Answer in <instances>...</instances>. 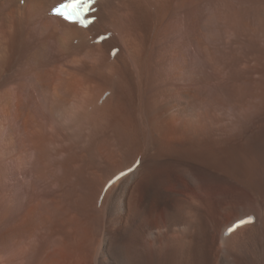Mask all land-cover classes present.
Instances as JSON below:
<instances>
[{
  "label": "rangeland",
  "instance_id": "obj_1",
  "mask_svg": "<svg viewBox=\"0 0 264 264\" xmlns=\"http://www.w3.org/2000/svg\"><path fill=\"white\" fill-rule=\"evenodd\" d=\"M116 1L108 8L100 6L96 13L99 20L95 29L97 36L110 33L108 40L87 47L82 45L89 36L78 35L72 40L62 42L59 48L64 59L69 55L89 56V62L79 64L66 62L63 63V67L76 69L84 66L82 69L89 70L88 76L98 83L91 84V87L86 82L79 84L81 87H86L83 90L85 93L83 96L86 98L82 114L78 116L79 119L81 117L80 121L77 118L76 124L73 123L74 125L64 129L53 119L54 123L49 120L43 127L45 132L56 130L52 141L49 139L50 144L46 142L44 149L47 151L45 161L51 164L49 171L44 172V179L41 180L44 182L40 181L38 188L33 189L34 186L27 188L22 183L20 186L22 190L18 191L12 210L6 206L8 200L3 199L0 192V209L2 208L0 213L3 215L0 214V244H2L0 264H106L100 247L111 230H109V204H107L109 203L107 193H110V188L106 192L103 190V180L106 178L108 180V176L118 168L122 169L127 163L133 165L137 158L141 159V165L146 161L147 171L145 170L138 179V191L128 198L130 201H126L123 214L125 225L119 227L120 237L124 238L127 246L125 249L128 251L126 253L129 261L126 264H264V168L262 167L261 170V166L256 165L255 158L253 160L259 143L257 137L264 136V21H262L264 0H165L164 2L154 0L151 3L152 12L148 10L150 6L140 4L143 0ZM162 2L166 3V6L165 4L160 6ZM163 6L165 9L160 12L163 16H160L157 12L162 10ZM138 9L143 12L144 18ZM136 15H139V18L142 16V20ZM157 15L160 16L159 19ZM210 17L216 20L218 18V22ZM149 19L151 23L148 22ZM171 20L174 23L168 30ZM205 21L207 25H204ZM147 22L149 26L146 25ZM135 24L138 29L133 28ZM258 26L262 28L259 32H257ZM17 29L11 31V36L5 41L7 45H13L16 36L25 34L29 28L25 24L22 27L18 26ZM135 38L139 39L138 42ZM130 39L132 43L136 40L137 43L132 44L135 47H132ZM75 40L81 42L82 50L79 52L69 48ZM124 42L125 45L130 42L129 45L133 50L135 49L133 51L129 47L132 51L131 55V51L127 49L129 45L125 48ZM24 46L25 42L19 41V49L10 48L9 54H4L0 66V75H2L0 85L6 81L8 75H15L20 59L16 57V52ZM173 46L175 50L172 49ZM116 48H119L120 54L117 53L111 58L110 52ZM184 50L186 52L182 55ZM128 52L130 59L124 55ZM93 53L95 58L92 56ZM133 53V56L138 53L136 59L132 56ZM184 57L186 58L182 59ZM117 58L118 61H115ZM133 58L140 67L132 66ZM124 63L128 65L125 66ZM112 64L114 67L111 66ZM42 66L44 68L45 65ZM109 66L110 69L113 68L111 71ZM41 67L39 66L38 69L41 70ZM105 68L109 69L108 72ZM118 68L124 71H118ZM184 69L187 72H184ZM178 71L184 72L182 74L186 82L174 76ZM192 74L197 75V77L192 76L196 83L193 80L190 83ZM204 75L207 79L203 77ZM105 76L108 82L106 79L104 81ZM177 85H186L188 87L186 91L190 92H195L196 86L200 87L202 96L208 98L199 107L201 121L199 120V123L190 130H185L186 132L181 131L179 125L167 121L166 117L165 120L164 114L163 116L158 114L159 107L163 105L160 101L161 96L167 91L171 92L169 91L171 86ZM201 85L205 88L203 89ZM89 88L91 90H88ZM189 99L188 103L191 102V98ZM88 106L89 112H87ZM48 135L45 137L48 138ZM57 138H60L59 141ZM52 143H55L54 146ZM71 157L74 164H77L76 170H71L73 164L64 162ZM140 164L138 167L141 166ZM29 176L31 173L28 174ZM195 180L202 181V184L195 187ZM146 182L158 189L162 201L161 199L150 201L144 197L143 184L146 185ZM167 192L175 193V196L169 197ZM34 197L41 200L43 208L36 205ZM182 199H187L188 209L192 205L193 209L190 208L192 216L189 210V217L184 215L187 211L186 207L180 216L177 215L178 202ZM59 207L63 208L60 210ZM135 207L141 212L146 210L144 217H138L139 209L136 210ZM249 217L255 220L252 224L238 228L230 234L231 236L227 235L228 228L236 220L241 222ZM129 225L137 228V232L129 233ZM134 235H136L135 239ZM246 244L247 246H244Z\"/></svg>",
  "mask_w": 264,
  "mask_h": 264
},
{
  "label": "bare ground",
  "instance_id": "obj_2",
  "mask_svg": "<svg viewBox=\"0 0 264 264\" xmlns=\"http://www.w3.org/2000/svg\"><path fill=\"white\" fill-rule=\"evenodd\" d=\"M64 0H57L56 3L53 2V0H0V66L2 64L3 61V56L4 54L8 53V50L10 48H15V49H19V41L25 42V46L23 47V49H21L20 51L16 52V57H20L19 59V63L16 66V71H15V75L13 76H9L8 73V78L6 79V81L4 83H2L0 85V192L3 195V199L8 200L6 201L7 203V207L11 208L13 207L14 204L13 201H15V199L18 197V191L22 190L20 189L21 184L23 183V185L25 187H32L33 188H38L37 186L40 185V181L42 179H44L43 175L45 171H49V169L51 168V164L49 162V164L46 163L45 161V156L47 154V151H45V147H46V142H50V140L52 141L54 134L56 132V130H51V132H45L43 129V127L46 125V123L49 120L53 119L54 121H58V123H60L64 129L65 128H69L71 125H74L73 123H75V120L77 121L79 118L78 116L80 114H82V110H83V105H84V100H85V93L83 92V90L86 88L79 86V84H84L83 82H86V84L91 87V84H96L98 83L95 79L90 78L88 76V71L84 68H76V69H67L63 67V63H71V64H79L82 62H89L90 57L89 56H79V55H69L66 59L61 57V54L59 52V48L62 44V42L64 41H68V40H72L73 38L77 37L78 35H87L88 32H91L93 30L96 29L97 27V23H98V19L97 21H95L94 25L87 31L82 30L80 28H78L76 25H67L64 21H62L60 18L54 17L53 15L50 14V11L52 10V8H54V6H56L57 4H59L60 2H62ZM118 1V0H117ZM116 1V2H117ZM159 2L161 0H158ZM163 2L165 0H162ZM167 1V0H166ZM115 0H100V2L98 3V6H102L103 8L105 7H109L111 5V3H114ZM158 2V3H159ZM161 3L160 6H162L163 4L166 3ZM172 2V1H171ZM119 3V2H118ZM134 3V1H133ZM157 2H155L156 4ZM117 4V3H116ZM115 5V4H114ZM112 5V6H114ZM142 5V4H141ZM157 5V4H156ZM159 5V4H158ZM169 7V6H168ZM140 8V7H139ZM142 8V7H141ZM162 10L160 8H158V10L160 9L159 13L160 16H163L160 12L163 11V9H165V7H161ZM224 8V7H223ZM222 8V9H223ZM136 9V8H135ZM218 9V8H217ZM216 9V10H217ZM141 10V9H140ZM147 10V8H146ZM229 10V9H228ZM227 10V11H228ZM236 10V9H235ZM260 10V9H259ZM262 10V9H261ZM139 11V9H138ZM144 11V10H143ZM166 10H164L165 12ZM171 11V9H170ZM232 11V10H231ZM263 11V10H262ZM132 12H134L132 10ZM140 14L143 15L142 11ZM256 12V11H255ZM254 12V14H255ZM260 12V11H259ZM257 11V13H259ZM145 13H148L145 11ZM168 12H166L167 14ZM174 13V12H173ZM228 13V12H227ZM233 13V11H232ZM242 13V12H241ZM154 14V13H153ZM152 14V15H153ZM172 14V12H171ZM221 14V13H220ZM224 14V12H223ZM222 14V16H223ZM244 14V13H243ZM262 14V13H261ZM264 14V13H263ZM134 15V14H133ZM159 15L158 19H159ZM165 15V13H164ZM173 15V14H172ZM215 15V14H214ZM239 15V14H238ZM248 15V14H247ZM257 15V14H256ZM21 16V17H20ZM96 16V14H95ZM139 15H136V17ZM156 16V17H157ZM221 16V15H220ZM226 16V14H225ZM235 16V15H234ZM237 16V15H236ZM241 16V15H240ZM255 16V15H254ZM145 17V15H143V18ZM153 17V16H152ZM166 17V16H165ZM171 17V16H170ZM174 17V15H173ZM219 17V16H217ZM231 17V16H230ZM142 18V16L139 18V20ZM155 18V15H154ZM163 19V17H161ZM250 18V17H249ZM254 18V17H253ZM256 18V17H255ZM262 16L260 17L261 20ZM136 19V18H135ZM151 19V17H150ZM150 19L148 20V22L150 21ZM210 19H213L214 21L216 19H214L213 17ZM209 22L211 23L212 21ZM221 19V18H220ZM224 19V18H223ZM226 19V18H225ZM236 19V18H235ZM244 19V18H242ZM241 19V20H242ZM17 20V21H16ZM112 20V19H111ZM129 20V19H128ZM142 20V19H141ZM152 20V19H151ZM154 20V19H153ZM161 20V19H160ZM176 20V18H174V21ZM207 20V19H205ZM218 20V18H217ZM216 20V21H217ZM238 20V18H237ZM251 20V19H250ZM249 20V21H250ZM125 21V20H124ZM127 21V20H126ZM131 21V20H130ZM129 21V22H130ZM162 21V20H161ZM173 20L170 21V25L167 27L168 30H170L172 27V23H174ZM213 21V22H214ZM223 21V20H222ZM220 21V22H222ZM236 21V20H235ZM247 21V20H245ZM255 21V20H254ZM262 21H264V19L262 18ZM142 22V21H141ZM148 22L146 25H148ZM153 22V21H152ZM165 22V21H164ZM177 22V21H175ZM208 22V21H207ZM218 22V21H217ZM116 23V22H115ZM151 23V21H150ZM206 23V21H205ZM234 23V22H233ZM253 23V22H252ZM28 25V31L25 34L16 36L13 45H7L5 43V41L7 40L8 37H10L11 35V31L18 30V26L22 27L24 25ZM124 24V23H123ZM127 24V23H125ZM229 24V22H228ZM255 24V23H254ZM117 25V24H116ZM114 25V26H116ZM137 24H135V27L133 28H137L136 27ZM141 25V24H140ZM204 25H207L204 24ZM211 25V24H210ZM264 25V24H263ZM126 26V25H125ZM149 26V25H148ZM164 26V25H163ZM212 26V25H211ZM214 26V25H213ZM219 26V25H218ZM257 26V25H256ZM261 26V25H260ZM260 26H258V31L260 30ZM122 27V26H121ZM127 27V26H126ZM142 27V25H141ZM248 27V26H247ZM253 27V26H252ZM113 28V27H112ZM124 28V27H122ZM164 28V27H163ZM199 28V27H198ZM219 28V27H218ZM138 29V28H137ZM136 29V31H138ZM147 29V28H145ZM162 29V28H161ZM196 29V28H195ZM207 29H209V26L207 27ZM220 29V28H219ZM254 29V28H253ZM262 29V28H261ZM22 30V29H21ZM27 30V29H26ZM112 30V29H111ZM114 30V29H113ZM141 30V28H140ZM139 30V32H140ZM151 30V29H150ZM191 30V29H190ZM215 30V29H214ZM255 30V29H254ZM125 31V28H124ZM123 31V32H124ZM145 31V30H144ZM160 31V29H159ZM223 31V30H222ZM245 31V30H244ZM143 32V31H142ZM147 32V31H146ZM151 32V31H150ZM161 32V31H160ZM212 32V31H211ZM225 32V31H224ZM18 33V32H17ZM119 33V32H118ZM135 33V32H133ZM141 33V32H140ZM144 33V32H143ZM142 33V34H143ZM158 33V32H157ZM203 33V32H202ZM252 33V32H251ZM125 34V33H124ZM141 34V36H142ZM145 34V33H144ZM206 34V33H205ZM113 35V34H112ZM133 36L135 34H132ZM202 35V34H201ZM249 35V34H248ZM260 34H258L259 37ZM117 36V35H116ZM124 37V35H121ZM140 36V35H139ZM158 36V35H157ZM191 36V35H190ZM228 36V35H227ZM243 36V35H242ZM251 36V35H250ZM120 37V36H118ZM121 37V38H123ZM138 37V36H137ZM213 37V36H212ZM215 37V36H214ZM235 37V36H234ZM249 37V36H248ZM255 37V36H254ZM257 37V38H258ZM133 38V37H132ZM139 38V37H138ZM237 38V37H235ZM23 39V40H20ZM120 39V38H117ZM129 39V38H128ZM127 39V40H128ZM136 39V38H135ZM134 39V40H135ZM125 40V39H124ZM137 42L139 39H136ZM135 40V41H136ZM183 40V39H182ZM191 40V39H190ZM228 40V39H227ZM233 40V39H232ZM246 40V39H245ZM116 41V40H115ZM121 41V40H119ZM131 41V39H130ZM135 41L133 42L134 44ZM123 42V41H122ZM211 42V41H210ZM224 42V41H223ZM253 42V40H252ZM256 42V41H255ZM111 43V41H110ZM121 43V42H120ZM128 42H126L127 44ZM131 41V45L133 44ZM185 43V42H184ZM203 43V42H202ZM201 43V44H202ZM12 44V43H11ZM114 44V43H113ZM130 42L127 44L129 45ZM177 44V43H176ZM174 42V45H176ZM200 44V43H199ZM248 44V43H247ZM112 45V44H111ZM122 45V43H121ZM125 45V42L124 44ZM127 45H125V48L127 47ZM131 45H129L127 47V49H129V47H131ZM113 46V45H112ZM177 46V45H176ZM206 46V45H205ZM208 46V45H207ZM246 46V45H245ZM111 47V46H110ZM121 47V46H120ZM124 47V46H123ZM132 47H135V45H132ZM131 47V48H132ZM180 47V45H179ZM96 48V47H95ZM114 48V47H113ZM137 48V45H136ZM189 48V47H188ZM106 49V48H105ZM104 49V50H105ZM173 50H175L174 46L172 48ZM183 48H180V50H182ZM227 49V48H226ZM68 50V49H67ZM103 50V51H104ZM122 50V49H121ZM126 50V49H124ZM133 50V48H132ZM135 50V49H134ZM133 50V51H134ZM170 50V51H173ZM188 50V49H187ZM194 50V49H193ZM202 50V48H201ZM235 50V49H234ZM233 50V51H234ZM238 50V49H237ZM244 50V49H243ZM110 51V50H109ZM131 50L129 49V52ZM177 51V50H176ZM200 51V50H199ZM219 51V50H218ZM96 52V51H93ZM128 53H124V55H129ZM186 51L184 50V52L182 53V55L185 53ZM242 52V51H241ZM249 52V51H248ZM103 53V52H102ZM111 53V52H110ZM132 51L130 52L131 55ZM175 53V52H174ZM188 53V52H187ZM208 53V52H207ZM251 53V52H250ZM9 54V53H8ZM120 54V53H119ZM138 54V53H137ZM136 54V55H137ZM94 53H93V58L94 57ZM127 55V56H128ZM129 55V56H130ZM134 55V53L132 54V56ZM135 55V56H136ZM174 55V54H173ZM181 55V54H180ZM203 55V54H202ZM226 55V54H225ZM231 55V54H230ZM235 55V54H234ZM250 55V54H249ZM252 55V54H251ZM6 56V55H5ZM9 56V55H7ZM63 56V55H62ZM108 56V55H107ZM128 56V59H130ZM131 56V57H132ZM133 56V57H135ZM178 56V55H177ZM185 56V55H184ZM191 56V55H189ZM223 56V55H222ZM242 56V55H240ZM246 56V55H245ZM254 56V55H253ZM13 57V56H12ZM104 57V56H103ZM118 57V56H117ZM123 58H125L124 56H122ZM175 57V56H174ZM183 57V56H181ZM209 57V56H208ZM226 57V56H225ZM10 58V57H9ZM120 58V57H119ZM186 57L182 58L185 59ZM189 58V57H187ZM107 59V58H106ZM132 59V58H131ZM136 59V57H135ZM194 59V58H193ZM199 59V58H198ZM240 59V58H239ZM247 59V58H246ZM16 60V58H15ZM96 60V59H95ZM134 60V58H133ZM195 60V59H194ZM206 60V59H205ZM253 60V59H250ZM258 60V59H257ZM17 61V60H16ZM107 61V60H106ZM118 61V58L117 60ZM122 63V59L120 60ZM158 61V60H157ZM185 62V60H183ZM191 61V60H190ZM234 61V60H233ZM247 61V60H246ZM95 62V61H94ZM131 62V61H129ZM128 62V64H129ZM178 62V61H177ZM203 62V61H202ZM6 63V62H5ZM103 63V62H102ZM107 63V62H106ZM120 63V64H121ZM134 64L131 65L132 66H136V60H134L133 62ZM181 63V62H180ZM207 63V62H206ZM248 63V62H247ZM125 64V63H124ZM127 64V63H126ZM125 64V66H126ZM127 64V65H128ZM202 64V63H201ZM205 64V63H204ZM5 65V64H4ZM3 65V66H4ZM45 65L44 68H42ZM114 64H112L111 66H113ZM118 65V64H116ZM123 66V63L121 64ZM140 64H138L136 66V68L139 66ZM185 65V64H184ZM245 65V64H244ZM247 65V64H246ZM6 66V65H5ZM41 67L42 69L39 70L38 67ZM76 66V65H75ZM120 66V67H122ZM179 66V65H178ZM181 67H183V65L180 64ZM194 66V65H193ZM215 66V65H214ZM106 67V66H105ZM130 67V66H129ZM140 67V66H139ZM180 67V68H181ZM239 67V66H238ZM243 67V66H242ZM98 68V67H95ZM111 67L109 66V69ZM123 68V67H122ZM125 68V67H124ZM128 68V67H127ZM131 68V67H130ZM130 68L128 69V71L130 70ZM135 68V69H136ZM179 68V67H178ZM187 68V67H186ZM193 68V67H192ZM203 68V67H201ZM236 68V67H235ZM101 69V68H99ZM106 69V68H105ZM104 69V70H105ZM106 69V72H108ZM113 69V68H112ZM110 69V71L112 70ZM120 68H118V71H122L123 69L119 70ZM183 69V68H182ZM188 69V68H187ZM2 70V69H1ZM94 70V69H93ZM96 70V69H95ZM179 70V69H178ZM181 70V69H180ZM8 71V70H7ZM124 71V70H123ZM126 71V70H125ZM132 71V68H131ZM136 71V70H133ZM173 71V70H172ZM176 71V69H175ZM183 71V70H182ZM186 70L184 69V72ZM190 71V70H189ZM192 71V70H191ZM195 71V70H194ZM199 71V70H198ZM104 72V71H103ZM177 72V71H176ZM182 72V73H184ZM187 72V71H186ZM193 72V71H192ZM219 72V70H218ZM6 73V72H5ZM99 73V72H98ZM126 73V72H125ZM181 72L178 71L177 75H174V73H172L174 76H177L178 79L182 82H186L187 80L183 77L184 74H182ZM108 74V73H107ZM105 73V75H107ZM131 74V73H128ZM133 74V72H132ZM188 74V73H187ZM191 74V73H190ZM200 74V73H198ZM258 74V73H257ZM103 75V74H102ZM124 75V74H123ZM189 75V74H188ZM186 75V76H188ZM195 74L191 75V79L190 83L193 81H195L194 79H192V76ZM2 76V75H0ZM97 76V75H96ZM197 77V75H195ZM94 77V76H93ZM107 76H105L104 81L108 78H106ZM111 77V76H110ZM170 77V76H169ZM195 77V78H196ZM205 77V75L203 76ZM207 77V76H206ZM205 77V78H206ZM262 77V76H261ZM1 78V77H0ZM5 78V77H4ZM97 78V77H96ZM172 78V77H171ZM194 78V77H193ZM219 78V77H218ZM98 79V78H97ZM102 79V78H101ZM173 79V78H172ZM176 79V78H174ZM207 79V78H206ZM239 79V78H238ZM100 80V79H99ZM169 80V79H168ZM171 80V79H170ZM188 80V81H189ZM201 80V79H200ZM202 80H205L202 78ZM201 80V82H202ZM211 80V79H210ZM230 80V79H229ZM236 80V79H235ZM111 81V80H110ZM172 81V80H171ZM180 81L178 83H180ZM208 81V80H207ZM216 81V80H215ZM108 82V81H107ZM106 82V83H107ZM206 82V80H205ZM209 82V81H208ZM207 82V84H208ZM241 82V81H240ZM256 82V81H255ZM254 82V83H255ZM105 83V84H106ZM170 83V82H169ZM189 83V84H190ZM196 83V81H195ZM242 83V82H241ZM240 83V84H241ZM252 83V82H251ZM250 83V84H251ZM85 84V86H86ZM101 84V83H100ZM99 84V85H100ZM175 84V83H174ZM194 84V83H192ZM191 84V85H192ZM200 84V81H199ZM203 84V83H202ZM212 84V83H211ZM179 85V84H178ZM171 86V89L169 91L171 92H165L163 93V95L161 96V103L163 102L162 107H159V111L158 114L160 116H163L164 114V119L166 117L167 121H171L173 124H177L180 126L181 131H185V130H190L191 128H193L194 125L199 123V120L201 121V113H199V110L201 107V105L206 101L205 96H202V92L200 90V87H195L194 91H191L193 93H191L190 91H186L188 88L186 85L184 86ZM206 85V84H205ZM204 85V86H205ZM210 85V84H209ZM217 85V82H216ZM76 86H79V88H76ZM104 86V85H103ZM102 86V88H103ZM108 86V85H107ZM193 86V85H192ZM199 86V85H198ZM208 86V85H207ZM241 87V85H239ZM245 86V84H244ZM202 87V85H201ZM218 87V86H216ZM236 87V86H235ZM76 88V89H75ZM190 88V87H189ZM203 89L205 87H202ZM214 88V87H213ZM228 88V87H227ZM246 87H244L245 89ZM248 88V87H247ZM256 88V87H255ZM104 89V88H103ZM102 89V91H103ZM208 89V88H207ZM240 89V88H239ZM88 90H91L90 88ZM206 90V89H205ZM208 91V90H207ZM235 91V90H234ZM249 91V90H248ZM205 92V91H203ZM152 93V92H151ZM209 93V92H207ZM217 94V92H215ZM235 93V92H234ZM101 94V92H100ZM248 94V93H247ZM99 95V94H98ZM150 95V94H149ZM214 95V94H213ZM228 95V94H227ZM245 95V93H244ZM97 96V95H96ZM238 96H240L238 94ZM101 97V96H100ZM142 98V97H141ZM155 98V97H154ZM177 98V99H174ZM191 98V102H195L194 104H192L191 102L188 103V100L190 101ZM220 98V97H219ZM96 99V98H95ZM157 99V98H156ZM220 100V99H219ZM133 101V100H132ZM143 101V100H142ZM158 101V100H157ZM159 101V102H160ZM237 102V101H235ZM134 103V102H133ZM87 104V103H86ZM142 105V104H141ZM145 105V104H143ZM160 105V104H159ZM91 106V105H90ZM158 106V105H157ZM205 106V105H204ZM136 107V106H135ZM139 107V106H138ZM148 107V106H147ZM89 108V106H88ZM84 109H86L84 107ZM161 109V110H160ZM108 111V110H107ZM201 111V110H200ZM140 112V111H139ZM149 112V111H148ZM210 112V111H209ZM85 113V112H84ZM143 114V113H142ZM157 114V115H158ZM206 114V113H205ZM208 115V114H207ZM82 116V115H81ZM132 116V115H131ZM139 116V115H138ZM141 116V115H140ZM143 116V115H142ZM159 116V117H160ZM84 117V116H83ZM78 118V119H77ZM91 118V117H90ZM96 118V117H95ZM94 118V120L96 121V119ZM81 119V117H80ZM79 119V121H80ZM93 119V118H91ZM165 119V120H166ZM159 120V118L157 119V121ZM130 121V120H129ZM145 121V120H144ZM97 122V121H96ZM204 122V121H203ZM54 123V122H53ZM89 123V122H88ZM135 123V122H134ZM143 122H141L142 124ZM160 123V122H159ZM162 123V122H161ZM50 124V123H48ZM76 124V123H75ZM84 124V123H83ZM86 124V123H85ZM133 124V122H132ZM60 125V126H61ZM91 125V123H90ZM118 125V124H117ZM144 126V124H142ZM149 125V124H148ZM147 125V126H148ZM53 126V124H52ZM84 126V125H83ZM122 126V125H121ZM50 127V126H49ZM82 127V125H81ZM133 127V126H132ZM200 127V126H199ZM73 128V127H72ZM137 128V127H136ZM142 128V127H141ZM148 128V127H147ZM50 129V128H49ZM62 129H60L61 131ZM142 130V129H141ZM65 131V130H64ZM137 131V130H136ZM186 132V131H185ZM183 132V133H185ZM49 133V135H48ZM62 133V132H60ZM60 133H58L60 135ZM67 133V132H66ZM130 133V132H129ZM132 133V132H131ZM153 133V132H151ZM194 133V132H193ZM57 134V136H58ZM64 134V133H63ZM62 134V135H63ZM140 134V133H139ZM144 134V133H143ZM150 134V133H149ZM48 135L49 137L46 138L45 136ZM65 135V134H64ZM125 135V134H123ZM138 135V134H137ZM154 135V134H152ZM69 136V135H68ZM130 136V135H129ZM128 137V135H127ZM131 137V136H130ZM143 137V136H142ZM149 137V136H148ZM153 137V136H152ZM56 138V137H55ZM65 138V137H64ZM144 138V137H143ZM164 138V137H163ZM50 139V140H49ZM60 138H57V140ZM101 139V138H100ZM130 139V138H129ZM257 139L259 140V143L257 144L256 147V154L253 157V160L255 158L256 161V165H260L261 166V170L262 167L264 168V136H258ZM49 140V141H47ZM57 140H55L56 142H58ZM102 140V139H101ZM107 140V139H106ZM144 140V139H143ZM153 140V139H152ZM163 140V139H162ZM63 141V140H62ZM98 141V140H97ZM161 141V140H159ZM248 141V140H247ZM104 142V141H103ZM148 142V141H147ZM165 143V142H164ZM50 144V143H49ZM55 143H52V145L54 146ZM153 144V143H152ZM173 144V143H172ZM51 145V146H52ZM166 145V144H165ZM183 145V144H182ZM247 145V144H246ZM48 146V144H47ZM52 146V147H53ZM57 146V145H56ZM163 146V145H162ZM243 146V144H242ZM249 146V145H248ZM50 147V146H49ZM157 147V146H156ZM172 148V147H171ZM243 148V147H242ZM247 148V147H246ZM48 149V148H47ZM46 149V150H47ZM53 149V148H52ZM108 149V148H106ZM113 149V148H112ZM51 150V149H49ZM48 150V151H49ZM52 151V150H51ZM64 151V150H63ZM91 151V150H90ZM106 151V150H105ZM149 151V150H148ZM147 151V152H148ZM55 152V150L53 151ZM95 152V151H94ZM146 152V153H147ZM243 152V151H242ZM245 152V151H244ZM89 153V152H88ZM91 153H93L91 151ZM50 154V153H49ZM90 154V153H89ZM151 154V153H150ZM52 155V154H51ZM51 155H49V157H51ZM55 155V154H54ZM245 155V153H244ZM148 157V155H147ZM77 158V156H76ZM95 158V157H94ZM54 159V158H53ZM85 159V157H84ZM126 159V158H125ZM138 159V158H137ZM122 160V159H121ZM83 161V160H81ZM137 161V160H136ZM69 162L71 164H73V166L71 167V170H74L75 167H77V164H74L73 161V157H71V159H67L64 161ZM76 162V161H75ZM54 163V162H53ZM52 163V164H53ZM62 163V162H61ZM60 163V164H61ZM146 163V161H145ZM145 163L143 162V164L138 167L137 169H135L134 171H132L131 173L125 175L123 178H121L120 180H118L117 182H115L109 189L110 193H107L109 195V203L107 202V204H109V222H110V227H109V232L107 233V237L104 239L103 244H102V248L101 250H103V256H104V260L106 264H112V262H116V264H126L129 261V257L128 254L126 253L127 249H125L126 244L124 243V238L122 239L120 237L119 234V227H122L125 225V216L124 214V207H125V203L126 201H130L128 198L132 196L133 193L138 191L139 186L137 185L138 183V179L140 178V176L142 175V173L146 170L145 169ZM255 163V162H254ZM63 164V163H62ZM61 164V166H62ZM67 164V163H66ZM81 164V163H80ZM78 164V165H80ZM124 164H126V162H124ZM128 164V163H127ZM126 164V165H127ZM122 166L123 168H118L117 170H115V172H113L114 174L111 176H108L109 179L108 180H103L104 183L106 182L104 186L109 183V181H111L114 177H116L117 175H119L122 172H125L126 170L130 169L133 165H131L130 167H128L130 165L127 166ZM56 166V165H55ZM58 166V164H57ZM56 166V167H57ZM99 166V165H98ZM79 167V166H78ZM85 167V166H84ZM101 167V166H100ZM55 168V167H53ZM59 168V167H58ZM89 168V167H88ZM66 169V168H65ZM120 169V170H119ZM53 170V169H52ZM69 170V169H68ZM76 170V169H75ZM92 171V170H91ZM117 171V172H116ZM147 171V170H146ZM88 172V171H87ZM98 172V171H97ZM264 172V171H263ZM31 176L28 177V174ZM53 173V171H52ZM68 173V172H67ZM66 173V174H67ZM82 173V172H81ZM112 173V172H111ZM92 174V173H91ZM65 175V174H64ZM62 175V176H64ZM99 175V174H97ZM108 175V174H107ZM184 175V174H183ZM190 175V174H189ZM74 176V175H73ZM186 176V175H184ZM188 176V175H187ZM60 177V176H59ZM106 177V176H105ZM189 177V176H188ZM191 177V176H190ZM72 178V177H71ZM77 178V176H76ZM87 178V177H86ZM21 179H23V182H21ZM47 179V178H46ZM45 179V180H46ZM64 179V178H63ZM197 179V178H196ZM33 180V181H32ZM74 180V179H73ZM80 180V179H79ZM263 180V179H262ZM100 181V180H99ZM150 181V180H149ZM193 181V180H192ZM196 181V180H195ZM33 182V183H32ZM44 181H41V183ZM100 183V182H98ZM102 183V181H101ZM100 183V184H101ZM195 187H199L202 184V181H196L195 183ZM99 184H97L98 186ZM43 186V185H42ZM101 186V185H100ZM99 186V188H100ZM162 186V185H161ZM252 186V185H251ZM260 186V185H259ZM263 187V186H262ZM143 188H144V197L147 198L148 200L152 201L154 199H161L160 195L158 193V189L156 190L154 188V186L148 184L146 182L143 184ZM25 189V188H24ZM200 189V188H199ZM27 190V189H26ZM201 191V190H199ZM257 191V190H256ZM71 192V191H70ZM95 192V191H94ZM198 192V191H197ZM204 192V191H203ZM66 193V192H65ZM98 193V192H97ZM254 193V192H253ZM28 194V193H27ZM94 194V193H93ZM161 194V193H160ZM167 195H169V197H173L175 196V193H171V192H167ZM206 194H208L206 192ZM91 196V195H90ZM164 196V195H163ZM178 196V195H177ZM196 197V196H195ZM89 198V197H88ZM107 198V197H106ZM35 199L36 205L43 208L42 204H41V200L39 198H33ZM60 199V198H59ZM97 199V198H95ZM128 199V200H127ZM171 199V198H170ZM196 199V198H195ZM3 200V201H5ZM19 200V199H18ZM141 200V199H140ZM187 199H182L180 200V202H178V211H177V215L180 216L181 212L183 211V209L186 207V215L187 217H189V211H191L190 215L192 214V210L190 208H192L191 206H189L190 208L188 209L187 206ZM20 201V200H19ZM139 201V200H138ZM149 201V202H150ZM162 201V199H161ZM163 201H165L163 199ZM132 202V201H131ZM196 203L198 201H195ZM5 203V202H4ZM64 203V202H63ZM154 203V202H153ZM157 203V202H156ZM190 203V202H189ZM129 204V203H128ZM127 204V205H128ZM159 204V203H157ZM162 204V203H161ZM168 204V203H167ZM176 204V203H175ZM130 205V204H129ZM16 206V205H15ZM171 206V205H169ZM198 206V205H197ZM217 206V205H216ZM46 207V206H45ZM143 207V206H142ZM173 207V206H172ZM210 207V206H209ZM14 208V207H13ZM56 208V207H55ZM63 208V207H59ZM108 208V207H107ZM145 208V207H144ZM196 208V207H195ZM198 208V207H197ZM211 208V207H210ZM2 209V208H1ZM0 209V210H1ZM87 209V208H86ZM136 209V207H135ZM139 209V208H137ZM136 209V210H137ZM193 209V208H192ZM218 209V208H217ZM12 210V208H11ZM10 210V211H11ZM56 210V209H55ZM61 210V209H60ZM65 210V209H64ZM171 210V209H170ZM185 210V209H184ZM40 211V210H39ZM108 211V209H107ZM194 211V210H193ZM216 211V208H215ZM66 212V211H65ZM134 212V211H133ZM137 212V211H136ZM146 210L144 209L143 212H141V210L139 209L138 211V217L141 218L144 214H145ZM196 212V211H195ZM3 213V212H2ZM6 213V212H5ZM9 213V211H8ZM60 213V212H59ZM104 213V212H103ZM107 213V212H106ZM135 213V212H134ZM168 213V212H167ZM174 213V212H173ZM194 213V212H193ZM218 213V212H217ZM1 214V213H0ZM2 215V214H1ZM35 215V214H34ZM61 215V214H60ZM206 215V214H205ZM3 216V215H2ZM192 216V215H191ZM18 217V216H17ZM144 217V216H143ZM194 217V216H193ZM205 217V216H204ZM209 217V216H208ZM138 218V219H139ZM241 218V217H240ZM45 219V218H44ZM135 219V218H134ZM169 219V218H168ZM176 219V218H175ZM187 219V218H186ZM194 219V218H193ZM203 219V218H202ZM207 219V218H206ZM214 219V218H213ZM174 220V219H173ZM138 221V220H137ZM185 221V220H184ZM187 221V220H186ZM199 221V220H198ZM211 221V220H210ZM209 221V222H210ZM237 221V220H236ZM235 221V222H236ZM208 222V221H207ZM134 223V222H133ZM184 223V222H182ZM258 223V222H257ZM189 224V223H187ZM197 224V223H196ZM33 225V224H32ZM229 225V224H227ZM179 226V225H178ZM201 227V225H199ZM231 226V225H230ZM136 227V226H135ZM204 227V226H203ZM36 228V227H35ZM251 228V227H250ZM33 229V228H32ZM128 229V228H127ZM222 229V226H221ZM253 229V228H252ZM251 229V231L253 232V230ZM121 230V229H120ZM129 233H131L132 231L134 233L137 232V228H134L133 225H129ZM248 231V230H247ZM35 232V231H34ZM250 232V233H252ZM128 233V234H129ZM33 234V233H32ZM195 235V234H194ZM154 236V235H153ZM187 237L189 235H186ZM231 236V235H230ZM242 236V235H240ZM246 236V235H245ZM228 237V236H227ZM225 237V238H227ZM237 237V236H236ZM244 237V236H242ZM248 237V236H247ZM136 238V235H134V239ZM224 238V239H225ZM240 238V237H237ZM127 239V238H126ZM13 240V239H12ZM28 240V239H27ZM32 240V239H29ZM185 240V239H183ZM239 240V239H237ZM192 241V240H190ZM235 241V240H234ZM264 241V240H263ZM26 242V241H25ZM28 242V241H27ZM232 242V241H231ZM9 243L10 240H9ZM16 243V242H15ZM238 243V242H237ZM262 243V242H261ZM183 244V243H182ZM236 244V242H235ZM2 247V244H0ZM13 245V244H12ZM24 245V244H23ZM184 245H188V244H184ZM232 245V244H231ZM239 245V244H238ZM263 245V244H262ZM11 246V245H10ZM15 246V244H14ZM20 246V244H19ZM28 246V245H27ZM244 246H247L244 245ZM0 247V248H1ZM13 247V246H12ZM24 246H22L23 248ZM26 247V246H25ZM186 247V246H185ZM229 247V246H228ZM262 247V246H261ZM183 248V246H182ZM181 248V249H182ZM235 248V247H234ZM8 249V248H7ZM6 249V250H7ZM13 249V248H12ZM24 249V248H23ZM188 249V248H187ZM26 250V249H25ZM22 251V250H21ZM128 252V251H127ZM250 252V251H249ZM252 252V251H251ZM22 253V252H21ZM23 254V253H22ZM27 254V252H26ZM102 254V253H101ZM2 255V254H1ZM8 255H10L8 253ZM3 256V255H2ZM14 256V255H13ZM249 256V255H248ZM7 257V256H6ZM12 257V256H11ZM17 257V256H16ZM15 257V258H16ZM21 257V256H20ZM43 257V256H42ZM223 257V256H222ZM221 257V259H222ZM251 257V256H250ZM4 258V257H3ZM9 258V257H8ZM248 258V257H247ZM17 259V258H16ZM251 259V258H249ZM12 260V259H11ZM10 260V261H11ZM20 260V259H19ZM123 260V261H122ZM219 260V259H218ZM246 260V259H245ZM17 261V260H16ZM23 261V260H22ZM27 261V260H26ZM18 262V261H17ZM12 263V262H11ZM16 263V262H15ZM23 263V262H22ZM223 263V262H222ZM221 264V263H220ZM224 264V263H223ZM248 264V263H247Z\"/></svg>",
  "mask_w": 264,
  "mask_h": 264
},
{
  "label": "snow or ice",
  "instance_id": "obj_3",
  "mask_svg": "<svg viewBox=\"0 0 264 264\" xmlns=\"http://www.w3.org/2000/svg\"><path fill=\"white\" fill-rule=\"evenodd\" d=\"M95 0H71L70 3H63L53 9V14L63 17L69 22L77 23L82 20L86 11L90 10ZM245 221H241L244 223Z\"/></svg>",
  "mask_w": 264,
  "mask_h": 264
}]
</instances>
